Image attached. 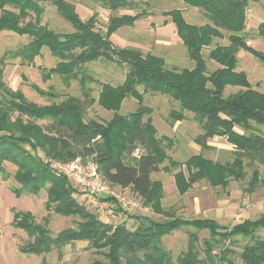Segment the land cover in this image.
Instances as JSON below:
<instances>
[{
  "label": "trees",
  "instance_id": "trees-1",
  "mask_svg": "<svg viewBox=\"0 0 264 264\" xmlns=\"http://www.w3.org/2000/svg\"><path fill=\"white\" fill-rule=\"evenodd\" d=\"M94 1L110 11L104 31L96 28V11L83 19L69 0H0V32L29 38L12 56L22 64H32L47 47L57 60L51 67L40 68L43 78L55 74L65 84L77 80L81 89L80 96L67 95L58 102L40 105L28 100L20 89L7 85L0 68V181L12 177L18 184L12 190L16 196L38 194L44 189L47 210L78 218L75 227L53 233L49 213L37 221L31 211L11 208V224L28 235L19 251L43 256L57 249L61 256L64 246L86 241V248L100 256L92 264H264V237L256 234L264 226V215L231 227L210 218L183 219L163 207L162 183L151 178L152 172L159 170L173 173L180 194L200 180L225 189L232 180L246 179L247 169L251 174L245 193L254 192L263 183L264 173L258 165H264V91L252 86L246 72L237 70L240 50L264 63V52L248 43L245 32L247 8L251 2L261 0H182L202 12L207 20L203 24L188 22L181 8L162 10L194 62L191 69L168 68L162 56L115 45L111 35L122 26L133 25L146 13L113 14L118 9H133L128 0ZM46 2L54 5L72 31L56 32L42 23ZM257 34L264 37V21L258 24ZM223 38L227 43L214 41ZM205 47H210L207 58L217 63L212 71L202 52ZM96 60L126 65L127 70L120 83H101L94 97L84 66ZM31 87L49 99L59 97L34 83ZM227 87L238 89L226 94ZM147 92L165 94L178 102V109H172L167 117L171 124L182 119L185 111L193 113L202 130L195 138L202 149L210 148L208 138L225 137L233 145L232 160L213 161L202 152L184 162L174 160L168 154L173 142L158 135L149 116L151 107L144 103L143 95ZM126 97H133L138 106L123 114L119 111ZM94 103L112 111V116L103 121L86 119ZM77 157L93 161L111 186L129 188L144 208L166 218L130 214L138 220L134 229L125 223L102 220L78 201L76 189L52 167L53 162ZM5 162L16 167L12 174L6 171ZM183 225L195 231L188 233L186 250L174 258L162 238ZM203 229L209 236L200 241L198 233ZM238 236L248 239L238 253L239 263L231 257L236 253L232 246ZM41 264H48L44 256Z\"/></svg>",
  "mask_w": 264,
  "mask_h": 264
},
{
  "label": "rangeland",
  "instance_id": "rangeland-1",
  "mask_svg": "<svg viewBox=\"0 0 264 264\" xmlns=\"http://www.w3.org/2000/svg\"><path fill=\"white\" fill-rule=\"evenodd\" d=\"M76 5L77 12L83 19H87L94 11L98 13V21L96 28L104 31L108 22L110 11L102 7L99 2L94 0H69ZM133 3V9H118L113 14L122 13H136L140 10H144L146 15L135 21L131 26H122L113 35H111L112 42L120 47H132L141 50L145 53H152L154 55L162 56L167 59L166 66L170 68L172 64H176L177 68H189L193 65V61L187 56L185 46L176 38V31L174 24H163L164 17L161 14L162 10H169L173 8H181L185 19L190 23L203 24L207 20L204 18L202 12L197 8L186 6L182 0H128ZM45 4V12L42 18V23L46 24L48 28L53 29L56 32H69L73 28L61 18L54 5L51 3ZM246 36L248 43L254 48L264 52V37L257 34V26L261 21H264V0L260 2H251L246 11ZM169 21V18H167ZM171 22V21H169ZM169 24V25H168ZM29 38L25 35H18L11 31L0 32V59L4 57V62H0V68H2V78L12 89H20L26 98L37 104L44 105L49 104L52 101H60L67 95L80 96L81 89L77 80H71L69 84H65L61 81L58 75H51L50 78L44 79L41 74V67H51L55 64L57 58L54 57L47 47H43L41 54L36 56L32 64H22L18 57H13L12 53L18 49L21 45L26 43ZM162 40H167L165 44ZM215 42L227 43V39H215ZM210 47L203 49V55L206 60V64L209 71H212L217 67V63L207 58V52ZM238 56L237 70L246 72L249 81L252 86L259 90L264 91V63L259 59L251 55L250 53L240 50ZM90 79L87 85L92 88V95L97 96L101 83H110L116 85L123 80L125 72L127 70L126 65H117L112 62L104 60H96L87 62L84 66ZM36 84L42 90H53L59 95L55 99H49L46 96L40 95L35 89L31 87V84ZM142 90V87H138ZM238 89V87H227L225 93L229 94ZM163 95V96H161ZM132 97H126L120 108V113H127L134 110L138 104L133 101ZM132 102V103H131ZM145 104L149 103L154 107L158 113L164 118L171 109H177L178 102L168 97L165 94L157 92H149L145 96ZM112 115V111H108L94 103L92 107L87 110L86 119L106 120V118ZM157 128L160 132H164V124L157 121ZM264 131V126L261 127ZM206 155H211L216 159L227 162L233 158V151H215V153L207 152ZM179 158V157H178ZM81 159V158H80ZM83 161V160H82ZM90 161V160H87ZM247 161V159L245 160ZM54 167V162L52 163ZM261 174L264 173V165H258ZM5 169L9 174H12L16 167L10 162H5ZM55 169V168H54ZM155 175V173H152ZM251 174L250 169H247V177L243 181H234L229 188V193L233 195L242 194L241 196L231 199L239 203V207L243 210V213H247L251 209L244 207L243 198L247 196L243 189L246 187V180L249 179ZM72 184V183H71ZM18 184L9 177L0 181V264H41V259L44 256L48 264H92V261L96 258H100L92 249H87L86 241H76L72 244H68L61 249V256H59L58 250L53 249L51 252L45 255H27L19 251L18 247L28 240V235L25 231L15 228L12 222L11 208L18 210H29L33 213L37 221H42L43 216L50 214V229L53 233L66 228L75 227L77 217L62 216L56 214L52 210L45 208L46 191L43 189L38 194H23L16 196L12 191ZM77 193L87 196L79 187H76ZM216 195L226 193V189L220 187L214 188ZM123 193L134 199L139 203V207L132 209L121 208V205L117 204L112 199H105L106 197H90L89 203H85V206L94 211L102 220L115 223L113 212L116 209L122 210L127 214L144 213L156 220L165 219V216L152 213L151 210L144 208L141 201L130 191L123 190ZM254 197H264V181L263 183L252 192ZM177 195L174 192H167L165 194V207L171 210L172 213L180 218L191 219L194 218L190 214H186L181 210L182 205L177 201ZM81 202H83L81 200ZM107 202L108 204H103ZM235 202V203H236ZM171 208V209H170ZM246 209L248 210L246 212ZM112 210V211H111ZM112 212V213H111ZM165 217V218H164ZM239 217L238 219H240ZM195 231L190 225H183L170 234L165 235L162 238L163 245L172 252L175 258L181 251L186 250L188 233ZM256 234L260 237H264V227L258 229ZM208 237V233L200 232V241L203 237ZM248 241L247 238L238 236V240L232 249L236 252L231 257L237 262H240L238 253L241 251L242 246Z\"/></svg>",
  "mask_w": 264,
  "mask_h": 264
},
{
  "label": "crops",
  "instance_id": "crops-1",
  "mask_svg": "<svg viewBox=\"0 0 264 264\" xmlns=\"http://www.w3.org/2000/svg\"><path fill=\"white\" fill-rule=\"evenodd\" d=\"M164 18L165 19L163 21V24H167V23L172 24V22H169L170 20L167 21L168 17H164ZM175 36L177 39L179 38L177 34ZM162 41L165 44L168 42L167 40H162ZM165 62L167 64V59H165ZM176 66L177 65L174 63L170 67H176ZM193 66H194V62H193V65H190L188 69H191ZM139 87H142V86H139ZM142 90H143V87H142ZM148 94L149 92L143 94L144 101H145V96H147ZM133 101L137 102L135 99ZM146 105L150 106L149 103H147ZM150 107H151V113L149 114V116L152 119L153 125L157 129L158 135L169 137L171 141L173 142V147L171 150L168 151V154L174 160L178 162H184L189 157L202 152V154L206 158H209L213 161H220L211 155H206V153L207 152L215 153V151L230 152L233 150V145L229 143L225 137H222V136H214L212 138H208L206 143L210 148L202 149L201 145L198 144V142H196L195 140L196 136L202 133V130L200 126L198 125V123L194 120L192 112L185 111L184 117L182 119L176 120L173 124H171L167 121V117H168L169 112L172 109L169 110V112H167L166 116L163 118L161 114L158 113L154 107L152 106ZM110 117L106 118V120L109 119ZM100 121H103V120H100ZM157 121L161 124H164L163 125L165 127L164 132H160L159 129L157 128V124H156ZM152 173H155V175L151 174V178L153 180H159L162 183V187L164 191L163 198H162V205L165 209H168L165 207V194L169 191V192H174L175 195L179 196L176 199L177 201L180 200L179 203L182 205L181 210H183L184 213L190 214L194 218L214 219L221 226H224V227H231L234 224L242 222L245 219L255 220L259 218L260 216L264 215V197L252 198L253 197L252 195L254 194L251 193V194H247V196L243 198L244 207L246 206L247 209H251L248 212V214L242 212L243 210L239 207V203H238L239 201L238 202L231 201V199H235L239 196H241L240 201H242V197L244 196L242 192L240 194H237L236 196L233 195V193L228 192L229 188L232 186L234 181H230L229 185L225 188L226 193H222V195L221 194L216 195L215 189H214L220 186L212 187L205 180H200L194 183L186 192H184L183 194H180L176 188L173 173L165 172L163 170H159V171L152 172ZM124 190L130 191L129 188H124ZM76 197L79 202H81L82 200L83 202L81 203L83 204L89 203V199L87 200L86 199L87 196H85L84 194L82 195L78 193ZM103 204H108V203L103 202ZM247 209H246V212L248 211ZM130 214H127L123 212L122 210L116 209L113 212V217L115 218L114 224L125 223V225L128 228L134 229L137 226L138 220L134 217H130L129 216ZM132 214L136 216H148L144 213H137V214L132 213ZM157 215H160V214H157ZM239 217L241 218L238 219ZM200 232L208 233V231L205 229L199 231V233Z\"/></svg>",
  "mask_w": 264,
  "mask_h": 264
},
{
  "label": "built area",
  "instance_id": "built-area-1",
  "mask_svg": "<svg viewBox=\"0 0 264 264\" xmlns=\"http://www.w3.org/2000/svg\"><path fill=\"white\" fill-rule=\"evenodd\" d=\"M134 154H138V150ZM54 168L65 176L70 183L79 187L90 197H109L121 208L132 209L139 207V203L123 193L124 188L113 187L106 182L97 170L93 161H82L79 157L66 161L55 162Z\"/></svg>",
  "mask_w": 264,
  "mask_h": 264
}]
</instances>
